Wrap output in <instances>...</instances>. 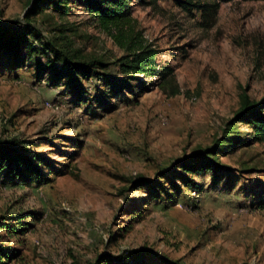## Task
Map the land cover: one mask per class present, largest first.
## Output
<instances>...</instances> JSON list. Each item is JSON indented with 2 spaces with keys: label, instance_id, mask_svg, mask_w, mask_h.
<instances>
[{
  "label": "rangeland",
  "instance_id": "1",
  "mask_svg": "<svg viewBox=\"0 0 264 264\" xmlns=\"http://www.w3.org/2000/svg\"><path fill=\"white\" fill-rule=\"evenodd\" d=\"M28 9L0 0V24L23 21ZM131 16L159 49L160 67H172L180 94L153 86L134 100L126 91L106 110L93 80L76 101L49 85L50 74L38 82L30 60L14 72L0 67V140L44 157L48 177L3 182L0 172V249L9 255L0 264H113L132 250L148 254L129 264H264V140L248 124H238L246 142L219 153L230 173L217 185L210 173L192 175L201 192L177 180L183 192L171 202L131 182L215 146L243 95L264 101V1L223 2L207 21L174 0H132ZM33 20L48 37L62 25L86 56L113 62L124 54L74 0L65 17L49 8Z\"/></svg>",
  "mask_w": 264,
  "mask_h": 264
},
{
  "label": "trees",
  "instance_id": "2",
  "mask_svg": "<svg viewBox=\"0 0 264 264\" xmlns=\"http://www.w3.org/2000/svg\"><path fill=\"white\" fill-rule=\"evenodd\" d=\"M29 9L23 21L0 24V67L16 71L30 60L35 68L34 77L41 82L43 76L50 74L48 79L52 87L64 86L69 92L78 94L76 101L89 92L85 81L93 80V88L99 101L108 104L106 110H113L110 98L129 92L137 100L143 93L158 86L165 94L175 96L181 93L180 86L172 67H160L158 63L159 49L146 42L141 31L135 26L131 16L132 0H74L92 15L120 45L124 54L113 62H107L102 57H92L83 54L81 49L74 48L72 40L66 34V28L57 27L55 33L48 37L35 24L33 18L46 9L53 8L59 17H65L71 11V0H24ZM159 0H149L157 3ZM188 13L200 11L207 21L217 13L221 3L233 0H174ZM264 1V0H244ZM44 56L42 63L37 56ZM114 64L118 74L108 71ZM144 77V78H142ZM157 77V81L147 78ZM91 89V88H90ZM239 123L252 127L253 138L264 140V101H251L247 95L242 101L235 117L226 127L225 133L219 137L215 146L206 150L193 151L174 161L171 168L160 171L155 179L134 177L133 186L146 188L154 198L176 200V194L181 195L182 186L201 192L203 184L192 177L194 174L210 173L213 185H217L223 175L229 176V167L219 159V153L226 148H234L246 142L238 130ZM46 164L44 157L31 148L19 145L14 141L0 140V172L4 171V181L20 177L26 181L34 179L41 183L48 180L41 165ZM12 225H1L2 228L15 232ZM0 254L7 259L9 255L0 249ZM148 254L144 250L129 251V256H119L113 264H129V259L141 260Z\"/></svg>",
  "mask_w": 264,
  "mask_h": 264
}]
</instances>
